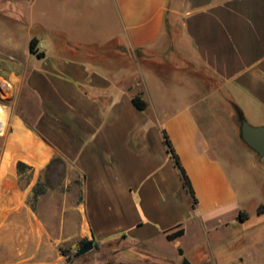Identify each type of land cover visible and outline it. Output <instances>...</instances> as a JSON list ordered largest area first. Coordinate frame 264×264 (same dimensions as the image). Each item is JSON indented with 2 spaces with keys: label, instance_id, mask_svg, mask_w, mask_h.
<instances>
[{
  "label": "crops",
  "instance_id": "crops-1",
  "mask_svg": "<svg viewBox=\"0 0 264 264\" xmlns=\"http://www.w3.org/2000/svg\"><path fill=\"white\" fill-rule=\"evenodd\" d=\"M0 80V264H264V0H0Z\"/></svg>",
  "mask_w": 264,
  "mask_h": 264
},
{
  "label": "trees",
  "instance_id": "trees-1",
  "mask_svg": "<svg viewBox=\"0 0 264 264\" xmlns=\"http://www.w3.org/2000/svg\"><path fill=\"white\" fill-rule=\"evenodd\" d=\"M30 51L32 54H36L39 58H42L43 57V54L42 53H39L38 52V42L37 40L33 39L30 43ZM132 102L134 104V106L140 110V111H145L147 109V104L146 102L142 99L141 96L137 95V96H134L133 99H132ZM164 138H165V144L167 146V149H168V152L171 154L174 162H175V165L177 167V169L179 170L180 172V175H181V178H182V181H183V184L185 186V188L187 189V191L189 192V194L191 195V197L193 198V202L194 204H196V198H195V194H194V191H193V188H192V185H191V182L189 180V177L187 176L185 170L183 169L181 163H180V160L177 156V154L175 153L174 149H173V146L167 136L166 133H164ZM18 169L20 171L26 169V166L19 163L18 165ZM43 192H41L40 190H36L35 191V195L34 197L36 198L38 195L42 194ZM257 213L259 215H262L264 214V203L262 205H260L257 209ZM249 216L246 212H241L239 217H238V221L240 223H244L248 220ZM184 233L183 229H178L174 232H168L167 233V238L171 241L177 239L178 237L182 236Z\"/></svg>",
  "mask_w": 264,
  "mask_h": 264
},
{
  "label": "water",
  "instance_id": "water-1",
  "mask_svg": "<svg viewBox=\"0 0 264 264\" xmlns=\"http://www.w3.org/2000/svg\"><path fill=\"white\" fill-rule=\"evenodd\" d=\"M237 120L239 123L241 140L253 150L260 158L264 157V127H252L247 123L241 114H238ZM94 249V243L89 236L80 239L72 245V250L75 251L74 258H79L86 255ZM182 264H191L187 259Z\"/></svg>",
  "mask_w": 264,
  "mask_h": 264
},
{
  "label": "rangeland",
  "instance_id": "rangeland-1",
  "mask_svg": "<svg viewBox=\"0 0 264 264\" xmlns=\"http://www.w3.org/2000/svg\"><path fill=\"white\" fill-rule=\"evenodd\" d=\"M1 81L2 80H0V108L2 107L4 109V107L9 106L11 103V92L9 90H7V87H5V85L3 84V82L1 83ZM4 130H5V125L3 126L2 122H0V135L3 134ZM250 211H252V213H253L254 208L250 207L247 212L249 213ZM71 226H72V224H71ZM77 241H78V239L71 240L68 249L64 250L65 251L64 253H67L68 261L71 264H75L76 261H79L78 259H84L86 257V255H84V256H81L77 259L74 258L75 251L72 250L71 246L74 243H76ZM78 264H82V263H78Z\"/></svg>",
  "mask_w": 264,
  "mask_h": 264
},
{
  "label": "built area",
  "instance_id": "built-area-1",
  "mask_svg": "<svg viewBox=\"0 0 264 264\" xmlns=\"http://www.w3.org/2000/svg\"><path fill=\"white\" fill-rule=\"evenodd\" d=\"M6 87L8 86L6 83H3ZM8 88H9V86H8Z\"/></svg>",
  "mask_w": 264,
  "mask_h": 264
}]
</instances>
